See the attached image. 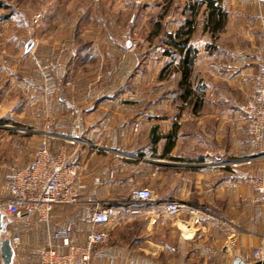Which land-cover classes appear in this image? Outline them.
I'll return each instance as SVG.
<instances>
[{
	"label": "crops",
	"instance_id": "1",
	"mask_svg": "<svg viewBox=\"0 0 264 264\" xmlns=\"http://www.w3.org/2000/svg\"><path fill=\"white\" fill-rule=\"evenodd\" d=\"M162 5L168 12L159 13L157 33H175L193 21L188 48L200 52L185 99L180 96L182 57L167 56L170 46L162 41L145 52L147 60L159 68L175 66L169 78L152 87L133 85L137 79L146 83L152 71L139 56L137 66L145 71L135 72L130 43L118 38L96 71L82 57L84 50L100 54L89 41L66 57L56 45L41 46L33 70L10 78L13 84L24 80L30 99L25 107L7 109L0 96V203L8 196L5 166L30 168L43 140L78 168L80 195L78 205L55 207L49 224L9 223L7 235L21 239L14 264H38L52 231L86 245L93 210L126 200L131 205L115 208L116 217L104 227L109 241L94 247L91 264H235L260 244L264 207L251 183L264 172V140L248 136L240 106L250 98L262 62L255 49L264 46V0H222L227 17L220 25L208 21L211 8L203 0H159ZM22 124L29 139H6ZM155 129L161 136L156 146L151 143ZM173 132L171 146L166 135ZM223 162L225 168L212 167ZM141 187L154 193V202H131V192ZM171 201L203 209V225L188 224L187 213L163 223Z\"/></svg>",
	"mask_w": 264,
	"mask_h": 264
},
{
	"label": "rangeland",
	"instance_id": "2",
	"mask_svg": "<svg viewBox=\"0 0 264 264\" xmlns=\"http://www.w3.org/2000/svg\"><path fill=\"white\" fill-rule=\"evenodd\" d=\"M146 2V0H0V76L4 77V80H0V87L5 90V93H1L0 96L7 109L27 106L30 98L28 87L22 84L24 80L13 84L10 78L16 74L25 75L31 72L37 52L42 49L41 46L48 48L56 45L62 48L61 51L66 57L65 52L67 54L73 50L76 52L77 49H83L87 42L92 41L95 43L92 48L98 50L100 54H89L84 50L82 57L85 56L87 67H95L96 71L97 66L101 65V59L104 56L108 58V50L114 38L122 41L126 39L130 43L128 49L134 52L135 60L137 61L140 56L144 69L148 68L152 71L146 83L143 79H137L133 85L141 83L142 87L145 84L147 87H152L160 78H169L174 69V63L159 68L158 64L154 66L152 59L147 60L145 53L148 49H153L157 42L162 41L161 43L168 44L166 35L169 32L163 35L155 30L160 24L161 14L164 15L168 10L166 6L162 5L161 8L158 6L159 0H150V4L144 5ZM161 35L164 36L162 40L158 39ZM215 41H213L214 44ZM30 44L31 47L28 48ZM226 48L231 50L228 46ZM170 49L171 47L169 51L173 52ZM188 49L194 56V62L200 51L190 46ZM209 50L211 51L212 48ZM255 51L262 57V62L258 64L259 71L260 65L264 64V46ZM174 56L173 54L170 58L173 59ZM137 65L138 61L134 67L135 72L145 71ZM16 88L21 90L24 98H21ZM136 125L134 132L141 129L139 124L140 127L136 130ZM5 137L6 139H29V128L22 124L8 132ZM150 179L156 181V177L151 176ZM0 210L2 212L5 210V203H0ZM5 221L8 227L14 220L5 216ZM8 230L10 228H7V233ZM4 236V234L1 235L2 238H6ZM0 264H3L1 257Z\"/></svg>",
	"mask_w": 264,
	"mask_h": 264
},
{
	"label": "built area",
	"instance_id": "3",
	"mask_svg": "<svg viewBox=\"0 0 264 264\" xmlns=\"http://www.w3.org/2000/svg\"><path fill=\"white\" fill-rule=\"evenodd\" d=\"M240 111L246 122L248 136L264 140V64L260 65L254 78L253 92L240 106ZM136 126L138 130L140 125ZM232 164L235 167L239 165L236 162ZM227 165L228 163L223 162L212 167L225 168ZM78 178V168L70 164L64 155L53 154L47 141L43 140L35 152L30 168L5 166L3 179L8 196L4 201L3 213L26 228L32 227L35 223L49 224L55 207L79 204ZM251 185L258 202L264 207V172L260 177L253 179ZM131 198L141 202L155 201L154 193L146 187L134 189ZM164 212L163 223L183 213L189 215L188 224L191 226H201L205 220L203 209L178 201L166 203ZM116 215L114 207H96L90 217L93 230L87 236L84 246L76 245L70 236L60 231H52L48 244L40 250L38 264H91L94 247L109 241V231L104 227ZM11 243L13 247H17L21 243L20 237L14 236ZM233 243L231 241L227 249H231ZM256 262L264 263V237L241 264Z\"/></svg>",
	"mask_w": 264,
	"mask_h": 264
},
{
	"label": "trees",
	"instance_id": "4",
	"mask_svg": "<svg viewBox=\"0 0 264 264\" xmlns=\"http://www.w3.org/2000/svg\"><path fill=\"white\" fill-rule=\"evenodd\" d=\"M208 4V7L211 8V11L208 16L209 22H215L214 25H220L223 24V19L227 17V14L223 11L222 6L220 5L222 3V0H203ZM217 16H219V19H217ZM217 19V20H216ZM194 27H193V21L189 20L187 21V27L184 29H179L175 33H169L168 35V45L171 47L170 50H173V52L169 51V48L165 50V53L167 56L175 55L182 57V61L180 66L181 72H182V79L180 84L185 88L184 92L181 93V98L185 99L190 94V75L192 72V67L194 65L193 58L194 56L191 55V51L188 49V44L191 38V35L193 34ZM174 56V57H175ZM176 133H169L166 135L167 139H170V145L172 146L173 138ZM161 138L160 135L157 134L156 129L153 131L152 135V141L151 143L156 146L158 143V140ZM122 201H119V203ZM131 202H134V204L140 205L142 204H148V202H141L136 200H131ZM119 203H112L109 202L108 204H104V207L111 206V207H119L124 206L128 207L131 205V203H127L126 201H123V205H120ZM5 220V219H4Z\"/></svg>",
	"mask_w": 264,
	"mask_h": 264
},
{
	"label": "water",
	"instance_id": "5",
	"mask_svg": "<svg viewBox=\"0 0 264 264\" xmlns=\"http://www.w3.org/2000/svg\"><path fill=\"white\" fill-rule=\"evenodd\" d=\"M30 47L31 44L28 45V48ZM4 219H5V215L0 210V236L2 234L7 235V231H6L7 222ZM0 252H1L3 264H14L15 250L14 247L12 246L11 239L9 237L7 236L6 238L0 237ZM241 263H242L241 259H237L235 261V264H241ZM252 264H264V263L256 262Z\"/></svg>",
	"mask_w": 264,
	"mask_h": 264
}]
</instances>
